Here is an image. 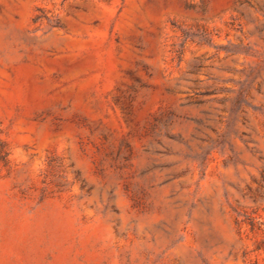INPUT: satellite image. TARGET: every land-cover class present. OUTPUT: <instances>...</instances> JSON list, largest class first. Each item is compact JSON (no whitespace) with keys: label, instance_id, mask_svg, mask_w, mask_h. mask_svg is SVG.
Wrapping results in <instances>:
<instances>
[{"label":"rangeland","instance_id":"1","mask_svg":"<svg viewBox=\"0 0 264 264\" xmlns=\"http://www.w3.org/2000/svg\"><path fill=\"white\" fill-rule=\"evenodd\" d=\"M0 264H264V0H0Z\"/></svg>","mask_w":264,"mask_h":264}]
</instances>
